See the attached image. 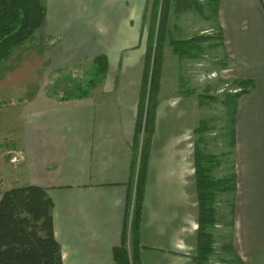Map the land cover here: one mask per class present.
I'll return each mask as SVG.
<instances>
[{"label":"crops","instance_id":"crops-1","mask_svg":"<svg viewBox=\"0 0 264 264\" xmlns=\"http://www.w3.org/2000/svg\"><path fill=\"white\" fill-rule=\"evenodd\" d=\"M43 1L42 27L0 65V100L12 103L0 111V195L15 187L47 189L64 264H115L113 249L121 243L137 179L136 126L153 29L152 0ZM216 8V25L172 39L218 33L208 37L220 42L215 51L226 55L225 72L237 84L253 83L236 103L230 156L208 154L224 157L214 177H235V190L218 198L229 223L227 231L222 223L217 229L226 233L230 260L264 264V0H217ZM172 39L165 51L176 71L165 74L162 61L154 132L147 143L142 264H195L199 246L195 151L200 106L180 87L177 68L185 64L174 53ZM98 56L108 58L107 74L85 97L62 99L57 83L63 73L90 70ZM8 149L24 157L16 165L10 161L13 168Z\"/></svg>","mask_w":264,"mask_h":264},{"label":"trees","instance_id":"trees-1","mask_svg":"<svg viewBox=\"0 0 264 264\" xmlns=\"http://www.w3.org/2000/svg\"><path fill=\"white\" fill-rule=\"evenodd\" d=\"M160 0H155L153 8L154 21L157 17V6ZM164 4V0H162ZM216 3L217 0H214ZM185 5L188 2L184 3ZM183 4V5H184ZM190 6V5H189ZM47 9L43 0H0V65L7 62L13 54L34 38L36 32L42 27L46 20ZM161 25L166 20L161 11ZM160 29V27H159ZM153 35L150 36V44L147 55L149 61L153 47L151 46ZM208 36H197L189 40L170 41L176 55L185 58L190 57L194 48L201 47ZM154 52L155 68L154 86L152 94L146 101V89H144L142 111L136 126V152L140 153L139 169L135 189L130 194V207L127 222L123 231L119 246L113 249L115 264H142L140 229L142 209L145 198L146 168H147V143L154 132V123L157 108L156 91L160 78V52L161 43L156 41ZM155 49V48H154ZM94 79L90 86L95 85L109 70V62L106 56H98L94 60ZM252 81H242L238 93L230 95L226 106L228 107L231 127V143H234L236 103L238 97L252 86ZM82 85L67 92L66 98L76 96L85 97L88 91L82 92ZM216 99V98H214ZM147 106L146 114L144 108ZM145 120V122H144ZM144 130V132H143ZM144 133L145 136H142ZM141 136L143 146H140ZM196 180L197 192L200 202L199 211V246L195 257V264H209L210 258L215 254L214 234L212 230L216 223L215 201L219 194L233 192L235 190V177L216 179L213 170L220 165L216 156L205 154L199 150L196 153ZM135 165H138L136 157ZM137 166L135 167L136 170ZM133 201V202H132ZM54 202L47 189L38 186L15 187L2 193L0 199V264H64L62 246L55 237L54 231ZM131 216V227L128 229V221ZM224 248H229L224 246ZM218 264H238V261L221 260Z\"/></svg>","mask_w":264,"mask_h":264},{"label":"rangeland","instance_id":"rangeland-1","mask_svg":"<svg viewBox=\"0 0 264 264\" xmlns=\"http://www.w3.org/2000/svg\"><path fill=\"white\" fill-rule=\"evenodd\" d=\"M188 2L185 5L184 3ZM155 0H152L151 5L149 6L148 3L144 4V7H152L150 8V20L153 24L152 29V41L151 46L153 47V51L151 52V57L149 61V70L146 71L148 67V61L146 60V67H145V76H144V89H146V103L148 101L149 95L152 94V88L154 86V74L153 68H155V57L154 52L156 49V41L158 44L161 43V52H160V59H161V72H160V80L162 76V61L166 64V72L165 74H171L172 72L175 73L176 69H174V63L171 60V55L167 51H165L167 40L169 38H184L190 33L198 32L202 27H212L216 25V16L218 15V8H216V3L214 0H164V4L162 0H160L159 5L157 6V17L154 21L153 17V7H154ZM184 4V5H183ZM190 5V6H189ZM120 9L125 8H118V12H121ZM145 10V8H144ZM161 11L166 16V20L162 22L161 25ZM123 13V12H122ZM177 25L184 26L185 29H175ZM160 27V29H159ZM190 27V28H189ZM212 34L211 37H218L219 34L215 32H208L206 36ZM216 39V38H215ZM208 39L203 42L201 47L194 48L192 50V54L190 57L180 58L184 61V68L178 67L177 71H180V82H181V89H188L187 91L196 96V100L199 103V122L196 126V151H195V168H196V153L199 150L202 153L208 154L213 153L216 151L218 153L224 152L225 155H229V151L231 150V119L229 117L228 107L226 106L227 100L229 99L230 95L235 94L236 92L242 90V86L237 84L235 81V77L231 76L230 72H225L227 70L226 66L228 65L227 58L225 57V53L220 50V52L215 51L217 46H219L220 42L216 39ZM216 46V47H215ZM150 48V47H149ZM155 48V49H154ZM150 52V49H149ZM182 65V63H180ZM94 68L90 70H79L77 73L76 71L71 72L75 75H66L68 73H63L65 76H61L60 80L57 85L60 87L58 89L61 90L58 95L62 97V99L66 98L67 92L74 89L78 84L82 85V92L88 90L90 87V81L94 79ZM86 69V67H84ZM75 70V69H73ZM71 71V70H70ZM160 80L158 83V89L160 87ZM245 81V80H244ZM242 82V81H241ZM68 87V88H67ZM70 88V89H69ZM65 92V93H64ZM82 93H77L76 96H80ZM157 97V91L155 93ZM6 98V96L4 97ZM216 98V99H214ZM0 102H3L0 100ZM5 103V102H3ZM7 103V102H6ZM11 103V102H10ZM7 107V106H6ZM4 107L1 111V114L8 108ZM147 106L144 108V115L146 114ZM145 122V120H144ZM144 132V130H143ZM142 136H145L144 133ZM141 136V141L143 146V138ZM230 142V143H229ZM216 150H215V149ZM11 149H8L6 154L11 159L13 157V152ZM140 155V153H139ZM215 156V155H214ZM230 156V155H229ZM216 158L220 161V165H218L213 170L214 172L221 167V161L224 162V157L218 155ZM139 162L140 156L138 158V165L136 170L139 169ZM10 164V160H9ZM11 168L12 165L10 164ZM17 174V173H16ZM216 178V177H214ZM219 180V178H216ZM11 184L5 183L2 189H10L13 186H20L21 183L18 184ZM198 196V192H197ZM220 196L217 195L215 201V209H216V225L215 228L212 230V233L215 234L216 230H219V235H214V251L215 254L210 258L209 264H218L221 260H228L231 261L230 258L233 256L231 253L225 250L224 246L227 245L225 240L226 233L220 231V223L227 231V224L228 217L224 218L222 215L223 210L220 206ZM133 202V201H132ZM198 205L200 209V202L198 197ZM133 211V204L131 205V214ZM220 212V213H219ZM128 229L130 230L131 227V216L128 221ZM218 232V231H217ZM222 234V235H221ZM221 235V236H220ZM224 243V244H223ZM228 246V245H227ZM230 248V247H229ZM228 248V249H229ZM198 254V252H197ZM197 256V255H196Z\"/></svg>","mask_w":264,"mask_h":264},{"label":"built area","instance_id":"built-area-1","mask_svg":"<svg viewBox=\"0 0 264 264\" xmlns=\"http://www.w3.org/2000/svg\"><path fill=\"white\" fill-rule=\"evenodd\" d=\"M9 105H12V103L0 102V111H2L4 107L9 106ZM12 154H13V157L11 158L10 161L14 165L18 164L20 161L24 159L23 154L21 152H13ZM0 199H1V195H0Z\"/></svg>","mask_w":264,"mask_h":264}]
</instances>
